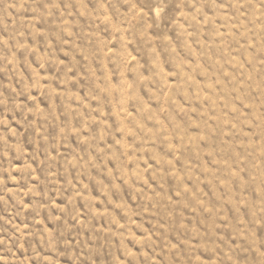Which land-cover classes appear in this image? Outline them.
<instances>
[{
  "label": "rangeland",
  "instance_id": "obj_1",
  "mask_svg": "<svg viewBox=\"0 0 264 264\" xmlns=\"http://www.w3.org/2000/svg\"><path fill=\"white\" fill-rule=\"evenodd\" d=\"M0 264H264V0H0Z\"/></svg>",
  "mask_w": 264,
  "mask_h": 264
}]
</instances>
